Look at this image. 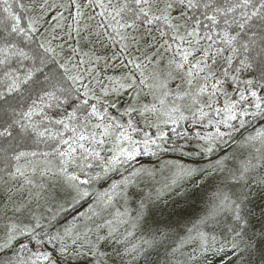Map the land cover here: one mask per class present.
<instances>
[{"label":"snow or ice","instance_id":"obj_1","mask_svg":"<svg viewBox=\"0 0 264 264\" xmlns=\"http://www.w3.org/2000/svg\"><path fill=\"white\" fill-rule=\"evenodd\" d=\"M0 264H264V0H0Z\"/></svg>","mask_w":264,"mask_h":264},{"label":"rangeland","instance_id":"obj_2","mask_svg":"<svg viewBox=\"0 0 264 264\" xmlns=\"http://www.w3.org/2000/svg\"><path fill=\"white\" fill-rule=\"evenodd\" d=\"M144 161H145V163H154L155 162L154 160H149L147 158H144ZM197 196H198V194H197Z\"/></svg>","mask_w":264,"mask_h":264},{"label":"trees","instance_id":"obj_3","mask_svg":"<svg viewBox=\"0 0 264 264\" xmlns=\"http://www.w3.org/2000/svg\"><path fill=\"white\" fill-rule=\"evenodd\" d=\"M148 159V158H147ZM160 177L158 176L157 179H159ZM186 187H188L189 189L191 188L190 184H187ZM169 200L171 199V196L168 197ZM193 198H197L196 196H194ZM182 203V202H181Z\"/></svg>","mask_w":264,"mask_h":264}]
</instances>
